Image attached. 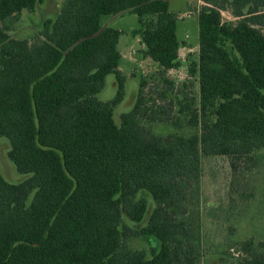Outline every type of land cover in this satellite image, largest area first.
<instances>
[{"label": "trees", "instance_id": "obj_1", "mask_svg": "<svg viewBox=\"0 0 264 264\" xmlns=\"http://www.w3.org/2000/svg\"><path fill=\"white\" fill-rule=\"evenodd\" d=\"M42 1L0 0V138L26 175L10 182L0 172V264H201L191 203L203 157H229L236 175L241 163L258 167L264 151V0H203L198 58L188 67L198 106L186 97L173 115L150 105L143 77L120 123L122 32L103 17L138 15L135 33L169 86L165 97L175 84L168 71L182 64L170 0H64L33 39L12 35ZM109 74L117 91L103 101ZM146 122L200 131L163 135ZM131 236L157 237L158 251L132 250ZM258 248L264 240L244 242L237 264H264Z\"/></svg>", "mask_w": 264, "mask_h": 264}, {"label": "rangeland", "instance_id": "obj_2", "mask_svg": "<svg viewBox=\"0 0 264 264\" xmlns=\"http://www.w3.org/2000/svg\"><path fill=\"white\" fill-rule=\"evenodd\" d=\"M64 0H43L34 11L24 10L21 20L10 33L20 38L33 39L41 29L42 22L58 15ZM203 0H170V9L178 16L177 36L181 42L179 55L182 64L168 71L167 77L174 87L162 92L169 86L158 75L159 65L144 55L146 49L141 35L139 17L135 13L125 12L116 16H104L103 24L120 30L119 50L121 60L119 68L126 76L124 99L115 107V119L121 122L123 113L135 104L140 81H148L145 88L150 105L165 106L170 114H177L178 103L190 98L194 106L199 104V83L196 77L188 73L190 59H197L199 52V19ZM224 20H233L230 11H222ZM264 30V28H263ZM117 91L115 74H109L105 86L98 98L108 101ZM192 98V99H191ZM151 131L158 134L180 133L190 135L199 132V128H190L187 124L175 127L161 122H146ZM10 142L0 138V172L10 182L22 181L26 175L20 173L9 157ZM259 165L244 169L235 175L231 160L227 156H204L201 193L191 203V216L197 225L198 242L203 254L201 264H237L245 256L242 251L244 242L254 239L264 240V151H259ZM243 168V169H242ZM152 202V201H151ZM125 222L137 226L127 217ZM128 245L132 250H142L147 257L156 253L160 242L155 236H131ZM263 253L264 250L258 248Z\"/></svg>", "mask_w": 264, "mask_h": 264}, {"label": "water", "instance_id": "obj_3", "mask_svg": "<svg viewBox=\"0 0 264 264\" xmlns=\"http://www.w3.org/2000/svg\"><path fill=\"white\" fill-rule=\"evenodd\" d=\"M119 15V14H118ZM116 16V15H115ZM105 26H108V24H106Z\"/></svg>", "mask_w": 264, "mask_h": 264}]
</instances>
